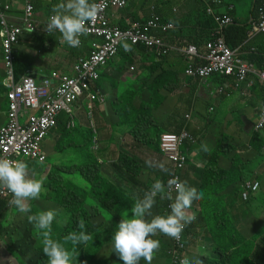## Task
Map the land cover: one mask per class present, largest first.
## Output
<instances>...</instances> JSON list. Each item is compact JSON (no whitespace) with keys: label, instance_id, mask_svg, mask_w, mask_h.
Instances as JSON below:
<instances>
[{"label":"trees","instance_id":"obj_1","mask_svg":"<svg viewBox=\"0 0 264 264\" xmlns=\"http://www.w3.org/2000/svg\"><path fill=\"white\" fill-rule=\"evenodd\" d=\"M57 3L60 2L58 0L52 1L50 9H52V7ZM35 7L38 8L39 6ZM260 9L261 7L259 0H255L253 3V9L251 11L252 20L256 18V15ZM227 14L234 20L230 12ZM205 17L209 16L205 15ZM206 20L208 23H213L211 18H206ZM224 32L225 41L227 45L229 47L231 46L232 48L235 45L242 44L247 39L248 27L245 26V24L241 25L233 21L231 25L226 27ZM28 35L33 41H35V43L38 42L36 46L39 49H44L46 54L47 52L45 48L47 47L43 45V41L41 40H44V38L48 40L52 38V36L46 38L44 37V34L39 32L37 34L29 33ZM258 41V45H254L255 48L253 51L248 53L249 60H247L253 63L256 68L264 70V35H261V38ZM48 42L51 43L53 40H49ZM132 47L133 51L129 54H126L123 49H120L119 61L114 63V69L116 71L123 73L126 72L125 69H127V72L131 73V75L126 73V83L129 82V84L126 85L123 91H127L125 93H122L123 91L121 92L123 97L120 104H115L113 100L114 98L111 96L107 101L118 107L119 111H115V114L118 117H120L122 113L124 116L126 115L128 117L127 118L125 116L127 119H129V122L133 123L131 135L134 139V145L131 146L127 144V141H122V147L120 149L119 156L116 157L117 159H113L115 158V154L109 153L107 150L108 147L105 149L100 148V150H95V146L92 148L94 144L93 140L97 134V123L99 120L96 111L93 113L92 120L89 118V120L85 121L82 116V123L76 121L74 127H68V124L71 121L70 117L63 113L58 119L57 128L51 133L53 136H55V138H57V141L55 142L54 138L51 142L52 150L48 152L49 154L46 162L42 164L36 162L38 164L37 166H41L43 168V173L46 170L48 171L43 178L46 183L45 185H47L50 191L52 193H56V197H50L51 200H53L57 205L62 207L65 212L71 215L68 223L63 225L62 223L57 224L60 228H58L56 232L60 230V234L57 236V238L53 239L63 242L64 236H66L68 233L72 231H79L78 223L80 220L85 221L87 231L93 236V241H89L87 245L81 244L76 247L78 256L73 260V264H105V261L107 260H102L101 257L103 256L104 252L113 250L111 242L112 236L117 229L120 220L122 218H130L131 208L134 204L135 198L138 196L142 197L144 192L150 188L154 181L162 180L166 184L171 176L161 172L158 169H149L147 175L148 179H140L139 177L142 172L141 166L139 165L140 161L136 159V156H131L130 151L133 150L132 148H147L154 152V157H157L160 154L161 135L171 132L169 126L165 125L166 123L156 120L153 110L154 107H159L161 105L159 102L155 101V99L163 96L161 92H165L166 94L175 93L180 87L179 80L174 72H165L167 70L164 67L167 62L166 58L172 57L173 53L158 56L148 52L149 56H151L148 58L149 66H145L143 64L141 66V73H139L137 69L129 70L131 67L130 65L135 62L134 56L132 55L134 50L138 51L142 57H144V54L147 52L145 51L146 49L141 46ZM195 47L200 54L205 52L204 46L201 47L195 45ZM65 48L69 53L71 63H62V69L64 72L56 71V73L68 74L73 77L74 74L71 75V72H73V66L77 63L75 57L78 55L79 57L83 56L84 51L81 49L75 50L69 46H66ZM0 49L2 51L1 42ZM15 55L16 78L20 79L25 74H27L30 67L28 65L29 61L26 60L27 56L23 55V53H21L19 50H16ZM1 63L3 68L1 67L0 70L1 72L3 71L4 77L5 68L3 59ZM144 72L148 73L147 77L144 76ZM123 75L124 74H121L119 75L120 77H115L114 75L111 76V74L107 71L101 72V78L97 84V87H100V89L104 90V83L107 84V86H110L114 92L113 97H115L120 85L119 80L122 79L121 76ZM39 76H41V74ZM134 76H136L135 79L133 78ZM48 78L49 77L43 76L39 83H44V81ZM186 79L190 80V78L187 77ZM215 80L216 84L221 85L225 81V78L216 76ZM138 82L140 83L139 87H137ZM140 89L143 90L140 92ZM1 95H4L5 97L3 101V96L0 99L2 102V104L0 103V109L3 110L4 102L7 108L6 88L2 86V83L0 82V96ZM191 105V103H187L184 100V106L188 110H190ZM97 106L98 104H96V107ZM135 110L138 113L136 117H134ZM176 113L179 114L178 111ZM208 116L209 115H205L207 119L204 126L205 130L209 129L212 122V119ZM114 117L116 118V116ZM91 122H94L96 129L93 127L88 128L91 126ZM174 122H176V119ZM113 123L115 122H112V125ZM118 125L121 127L122 121H120ZM98 130H100V133L101 129L99 128ZM179 131L175 132L179 133ZM242 137H244L245 140L241 145L239 144L237 148L229 145L230 139L227 136H225L221 141H216L215 144L200 140L195 144L186 146L185 154L190 156L194 151L198 156L197 160L202 162L205 168H210V170H214L213 173H216L213 174L211 184L206 188L207 192L210 190L212 191V195L217 194V196H220L223 195L225 190L231 188L230 192L232 198H236V200L238 199L239 201L238 206L241 205L242 202L243 209H250V199L252 198V195L246 199H243L241 194L246 181L256 180L252 179L253 177L250 180L245 179L242 169L250 162V160L254 158L256 159L261 154V148L264 147V136L253 131L245 134V132L241 129L240 134L238 137H236V139H241ZM202 142L208 144L210 148L209 153L200 151V145ZM111 144L115 145L117 142H114L112 139ZM245 152H252V157L247 160V164L244 163V159L247 158ZM68 153L76 155L75 162L77 163L71 166L72 168L66 167L64 163H61L64 162V160L62 161V158H64V156ZM234 158H242L243 163L233 164ZM219 159L232 162L231 167L229 168V173L219 169ZM57 160H60L59 162L61 164L55 165ZM166 166L170 169L169 165ZM69 174H75L78 177L76 180H74L75 183L71 184V189L68 187L70 183L69 179L65 178ZM10 199L11 197L7 199L0 198V242H6L7 251L9 250L12 252L9 254H16L18 256L17 260L21 261L23 264L25 263L23 258L28 254V252L23 253V255L17 254L19 253L20 246L23 245V241H20V243L17 245L19 241L18 234L11 233L12 230L6 226L9 224V220H12V218L15 220L16 216L21 217L15 206L9 204ZM218 200L221 199L216 200L215 198H211L213 209L216 211L215 216L219 215L220 220H203V233L209 234L210 237L205 236L204 240H198V244L195 246L194 243L196 244L197 242L193 240V237L196 235L193 231L194 229L192 230L191 228L193 225L190 224L191 226H186L183 231L184 249L179 250V254L185 249H188V247H191L193 253L190 255L188 254L187 257L191 258L194 256H199L204 261V264H264L263 248H259L257 251L255 249L253 254L256 260H250L249 254L246 253V251L249 252L253 245L247 241L240 245L242 241H239L236 231L229 224V220H224L225 216L228 215V211L231 209L234 201H232V203H230L228 206L227 204H224V208L220 209L218 205L214 204ZM169 203L170 201L168 200L161 201L159 198H157V204L155 206L156 214L165 216L167 215V212L170 214V208L168 207ZM30 205L32 208V213H36L35 208L38 207L35 206V203L32 202ZM192 208L189 210L190 212ZM93 217L101 218L96 220V218L93 219ZM111 217H113L112 220H110ZM106 218L108 220H106ZM21 221L24 220L22 219ZM16 229H18V227H16ZM159 240L161 241V248L159 252L156 253L154 258L170 260L169 251H171L172 255H174V245L170 240L165 239L163 241V238H159ZM36 241L39 242L40 239H37ZM66 247L71 250L72 245L69 243L66 245ZM33 249L39 259L34 264H47V257L42 253L41 250L38 251L37 245H35V243L33 245ZM26 257L29 258V255ZM40 259H43V263L40 261ZM141 261L145 262L143 259ZM120 263L124 264L121 259Z\"/></svg>","mask_w":264,"mask_h":264},{"label":"crops","instance_id":"obj_2","mask_svg":"<svg viewBox=\"0 0 264 264\" xmlns=\"http://www.w3.org/2000/svg\"><path fill=\"white\" fill-rule=\"evenodd\" d=\"M54 0H33V5L39 6L38 8L35 7V17L37 20V25L39 27L44 26V22L47 20L48 16L52 14L50 12V6L51 3ZM61 2V0H58ZM97 1V0H96ZM255 0L250 1V11L248 15H244L241 12V4H244V0L240 3V0H170L169 2H166L165 0H126L127 4L125 8L121 10H111L108 13V17L110 19V22L115 27H121L125 26L128 23L134 22H145L148 19H150L153 15V13L158 14L160 17H162L163 22L165 23H172L175 27L174 30H171L167 34L160 35L159 37L166 43L176 46H186L188 45H196V46H204V42L207 40L209 35V30L215 27V25L208 23L207 19H210L209 17H205V11L207 8H211L214 10L215 13L220 14H227L228 12L231 13V15L234 18V22H237L238 24H245V26L249 27L250 22L252 20V9H253V3ZM24 0H0V4L2 5H9L10 11L7 13L8 15V21L11 24L21 26L22 25V16L24 14ZM219 3V4H217ZM125 28V27H123ZM158 29H151L150 33L157 32ZM0 32H1V25H0ZM29 33L25 34L30 41L25 44L20 41L19 47H17L16 50H19L23 55L27 56V59L29 61L28 65L29 72L34 75L36 80L39 82L42 77H46L50 74L58 72H64L63 71V65L62 63H71L69 53L67 52V49L65 48L68 46L67 44H61L59 43L60 35L54 34L52 38L46 40L42 39L43 45H45L49 51L45 54L44 49H39L36 45L38 42L35 43L30 36ZM248 36V33H247ZM24 37V36H23ZM22 37V38H23ZM44 37H46L44 35ZM21 38V39H22ZM48 38V37H46ZM261 36L255 37V40H260ZM252 38L245 40L240 45H235L234 49H238V54L241 55L243 59H248L250 51H253L255 48L254 45H250L249 42ZM254 39V38H253ZM49 40H53V42L49 43ZM1 42V39H0ZM231 47V46H230ZM55 49V50H54ZM250 49V50H249ZM147 53L144 54V57H142L138 51L134 50V53L132 56H134L135 62L130 65L134 67V69H137L138 65V71L141 73V66L144 64L145 66H149V59L151 56H149V53L147 50H145ZM153 55H157L156 51H149ZM151 54V55H152ZM57 57V60H56ZM60 58V59H59ZM69 58V60L67 59ZM2 51L0 49V68L2 66ZM167 62L165 64V68L167 69L165 72H174V74L177 76L179 80V89L175 93L166 94L165 92H161L164 98V102H161L159 107H154L153 113L156 114H164L165 116L167 114H170V118H163V117H155L157 121L166 123L165 125L169 126V129L171 132L176 133L175 131H179L182 129H186L189 134H191L193 137L198 140L197 142L201 141H208L211 144L216 143V141L220 140L225 136H227L230 139L229 145L232 147L239 146L244 142V137L241 139H236V137L239 136L241 129L245 132V134H248L250 129L252 128V123L255 120V117L258 113V108L264 101V91L260 86L258 88H255L252 86V88H248V83H243L241 85V88L239 90H233L231 87V81L228 79H225V81L220 85L216 84V77H211L207 79L205 82H199L195 79L187 80L184 74V71L187 67V61L179 54H173L172 57L166 58ZM115 60V61H114ZM249 60V59H248ZM247 60V61H248ZM119 58L118 56L114 58L108 65L106 69H104L102 72L107 71L108 73L114 75L115 77H120L119 75L124 74L120 81V85L118 88V92L115 94L114 97V103L120 104L121 102V89H125L126 85L129 84V82L126 83L127 80V74L130 72H127V69H125L126 72L120 73L114 69V63L118 62ZM41 74V76H39ZM144 76H148L147 72L143 73ZM134 79L136 76L133 77ZM188 78V77H187ZM3 71L0 70V82L3 86ZM130 81V80H128ZM131 83V82H130ZM105 86L104 90H102L104 101L109 104V106H113V103L108 102L107 100L111 97H113L114 92L110 88V86H107V84L104 83ZM219 87H222L224 92L223 94H218L216 91ZM236 97V100L233 101L232 98ZM184 100L188 103H191L190 110L187 111V113L184 115V117H180V119L177 117V111H179V108L184 106ZM7 101V100H6ZM113 101V100H112ZM104 105H98L95 107L97 116H98V123H97V134L95 135V138L93 140V146L92 148L98 143L101 144L103 140L100 138V134L98 130L101 129V125L103 122L110 124L112 127V130L115 134H123L128 135L127 141L128 145L133 146L134 145V139L131 135L132 126L133 123L129 122L126 117H118L116 115L115 123L112 122L108 123L105 120V116L103 115L104 110L102 109ZM122 107V106H121ZM210 109H212V112L210 113ZM238 110H240V114L238 117L235 115L238 114ZM84 112V111H82ZM232 112V113H231ZM79 112H77L78 114ZM76 114L74 120L72 121V118L70 119V122H73V125H75L76 121H79L82 123L83 118L85 121H87L85 115L83 113ZM122 114V113H121ZM6 113H0V124H5V118ZM124 115V114H123ZM205 115H209L212 119L211 125L208 130L204 129L205 123L207 121ZM213 115V117H211ZM83 116V118H82ZM252 116V117H250ZM185 117H188L185 119ZM184 118V119H183ZM196 119L198 121L194 122L193 119ZM176 119V122H174ZM127 120V121H126ZM122 121L121 127H119V122ZM171 121V122H170ZM245 121V124H244ZM197 123V124H196ZM251 123V125H250ZM94 125V122H91V126L88 128H92ZM183 125V126H182ZM181 127V129H180ZM125 131V132H124ZM122 136V135H121ZM122 136V137H124ZM55 136L53 134L50 135V138H48V141L46 144H49L53 141ZM109 144L106 146H109L111 144V140L113 139V135L109 134L108 137ZM242 141V142H241ZM114 144V143H113ZM193 147V146H192ZM190 147V148H192ZM240 148V147H239ZM133 150L130 152H136L138 156H142L140 153L144 151L145 154H149L150 156H155L151 150L144 148L139 149L138 148H132ZM131 150V149H129ZM138 150V151H137ZM252 151V150H251ZM115 154V153H114ZM132 154V153H130ZM260 157H264V147L261 148V154ZM258 156V157H259ZM192 157V158H191ZM113 159H116L113 158ZM198 156L193 151L190 156H188V164L184 171V174H182V181L186 182L188 186L195 187L198 191H202L204 196L203 199L199 201H194L193 208L190 212V214H194L196 216V220L192 223L193 226H191L192 230L195 232V237H193V240L197 242L194 245L196 246L198 244V240H204L205 236L210 237L209 234H204V225L203 220H220L219 215L215 216V209H213V205L211 202V198L222 199L224 204L230 205L232 201H234L231 209L228 211V215L225 216L224 220H229V224L233 228H238L240 226V230L242 234L249 233L248 230V223L250 220H248L249 215L251 214V210L254 209L253 203H255L258 207L261 208L260 217L258 218L259 225H262L264 223V206L259 203V198H264V161H262L257 166V172L254 174V177L252 179L259 182V189H257L254 192V195H252V198L250 199V209H243L242 208V202L241 205L238 206V199L232 198L230 189H227L223 192V195L217 196V194L212 195V191L208 190L206 191V188L211 184L213 173L210 168H205L204 164L197 160ZM255 159V158H254ZM143 160V159H142ZM148 160V159H145ZM253 160V159H252ZM227 161V160H226ZM224 159H219L218 167L219 169H222V164L226 163ZM209 165V164H208ZM149 177V176H148ZM140 179L143 178V174L141 172V175L139 177ZM230 187V186H229ZM207 192V195H206ZM228 202V203H227ZM204 204V205H203ZM206 207V208H205ZM153 213L156 214V208L154 207ZM258 225V226H259ZM238 230V229H237ZM156 239L163 238V241L165 240L164 236L158 235L156 237H153ZM5 249V252L3 251ZM188 254L190 255L193 253V250L191 247H188ZM7 245L4 242H0V263L1 264H8L5 260L7 257ZM196 251V250H195ZM187 254V255H188ZM11 255V254H10ZM12 256V255H11ZM157 259V258H154ZM153 259V260H154ZM163 261V264H169V260L160 258ZM158 258V260H160ZM15 260V259H14ZM141 263H146L143 261H140Z\"/></svg>","mask_w":264,"mask_h":264},{"label":"built area","instance_id":"obj_3","mask_svg":"<svg viewBox=\"0 0 264 264\" xmlns=\"http://www.w3.org/2000/svg\"><path fill=\"white\" fill-rule=\"evenodd\" d=\"M24 1L21 26L9 23L7 13L10 11V6L0 4V39L5 68L3 86L6 88L7 100L6 122L0 126V158L38 163L42 159L45 163L49 154L46 140L57 128L60 116L65 113L73 120L80 109H83L87 115H92L95 103H104L102 89L97 87L99 72L109 61L117 57L119 50L123 48L122 43L127 42L132 46L141 45L159 54L161 52L165 54L170 48L166 47L161 39L151 36L150 30L167 31L173 26L162 24L160 16L153 13L151 19L145 22H131L125 28L115 27L111 24L108 13L111 10L125 8L126 0H97L96 3L101 6V11L95 21L88 24L90 28L88 37H81V46L73 47L82 49L86 41L91 40L84 57L73 66L74 76L53 73L46 76L49 78L40 84L29 71L20 79L16 78V49L24 33L39 32L46 37L60 34L53 32L49 35L45 31L48 18L44 26L39 27L33 0ZM259 2L261 9L256 18L250 22L246 40L256 35H264V0ZM207 15L212 17L215 27L204 45L205 52L200 54L194 45L179 50L187 61L185 76L199 82H205L211 76H220L230 79L235 88L246 82L248 85L260 86L264 90V70L256 69L252 63L242 59L238 49H231L224 39V31L233 23L232 19L227 15H218L212 9L207 10ZM29 28L33 30L27 32ZM133 69L134 67H131V70ZM216 92L222 94L223 90L219 88ZM83 101H86V106L82 108ZM258 109L252 130L264 136V102ZM72 125L73 122H69L68 127ZM195 141L186 129L180 130L178 134L161 135V154L171 168L169 179L178 178L181 181V173L187 162L185 147L194 144ZM258 187V181H246L241 194L243 199L249 192L256 191ZM10 197V193L0 188L1 199ZM183 239L182 233V244ZM170 241L175 247L173 264H179V250L184 249V244L180 247L176 241L171 239Z\"/></svg>","mask_w":264,"mask_h":264},{"label":"clouds","instance_id":"obj_4","mask_svg":"<svg viewBox=\"0 0 264 264\" xmlns=\"http://www.w3.org/2000/svg\"><path fill=\"white\" fill-rule=\"evenodd\" d=\"M208 9L211 8L206 9V15ZM100 11L101 6L96 3V0H61L60 3H57L52 7V14L48 17V20L45 24V31L49 35H51L53 32H58L60 34L59 43L67 44L70 48L77 50L78 48L73 47H80L82 43L81 37H88L90 33L88 24L95 21ZM216 14L229 16L225 13ZM209 17L212 19L211 16ZM160 21L164 25L171 24L173 28L168 29L167 31L159 29L155 33H150L151 36L159 39H161L159 37L160 35L167 34L171 30L175 29L172 23L163 22L162 17H160ZM213 24L215 25L214 21ZM121 27L123 28L124 26ZM212 29L209 30V35L205 43L208 41ZM32 30V28H29L27 29V32H31ZM90 41L87 40V44L85 43V47L81 49L84 51V55L86 54V50L89 48ZM164 44L166 47H169L170 50L165 54L162 52L159 54V52L156 51V54L158 56L173 53L177 55L180 54L183 57L179 50L183 49V47L189 46L186 45L181 47L171 45L166 42H164ZM121 46L123 47L121 49H123L124 52L133 51L132 45L128 44L127 42H123ZM143 48L148 52L152 51L146 47ZM84 55L80 58L84 57ZM117 56L119 58V52ZM239 56L241 57V55ZM111 61H109L105 67H102L100 69V78L102 70L107 68ZM131 67L129 68V70H131ZM100 78L98 82L100 81ZM242 84L243 83H241L239 87L235 88L231 81V87L233 90H239ZM252 86L258 88L257 85H249L248 88H252ZM219 88L217 90H219ZM223 93H225L224 90L222 94ZM106 103L107 102L105 101L104 103L97 102L95 103V106L96 104L100 106ZM211 112L212 110L210 111V113ZM93 113L92 116H90L85 112V114L91 120L93 118ZM186 118L187 117H185V119ZM256 118L257 115L253 123L256 121ZM92 126L94 129H96L95 125ZM250 131H253L252 128L250 129ZM196 142L197 140L195 141V143ZM107 147L108 146H106L105 148ZM200 151L209 153L210 148L208 144L202 142L200 145ZM134 156L138 157L136 159L140 161L139 165L141 166L144 179H148L147 175L149 169H158L165 174L171 175V168L169 169L166 166L168 164L161 154V148L159 156H152V158L148 160H142L141 156ZM186 157L187 167L188 156L186 155ZM40 163H43L42 159ZM185 169L181 173V176L182 174H184ZM0 188L5 189L8 193L11 194L9 204L15 206L19 213L26 215L28 223L33 225V228L37 231L40 237L42 253L47 257V264H73V260L78 256L76 247L81 244L87 245L89 241H93V236L87 231L84 220H80L78 223L79 231H72L68 233L66 236H64L63 242L53 239L52 224L56 219L57 213L54 210L32 213V208L29 201L37 200L40 198L41 193L44 190V178H39L35 169H30L29 164L25 160H10L7 158H0ZM254 192H249L246 198L250 197L251 194L254 195ZM173 193H175V195H173ZM203 196L204 194L202 191H198L195 187L188 186L186 182L182 181V177L181 181L178 178L169 179L166 184L162 180L154 181L151 184L150 188L144 192L142 197L138 196L135 198L134 204L131 208L130 218H122L118 223L117 229L115 230L111 241L113 251L119 256L124 264H140V261L142 259L146 262V264H152L156 253H158L161 248V241L159 239H154L153 237L161 235L164 236V238L167 240L171 239L176 241L180 247H183V244L181 243L182 233L186 226L192 224L196 220V216L194 214H190L189 210L192 208L193 202L203 199ZM157 198H159V200L161 201H170L168 205V207L170 208V214H168L167 212V215L165 216L153 213V209L157 204ZM259 240L260 242L258 243L257 241ZM245 241L253 245L249 252L246 251V253L249 254L250 260H256L253 253L255 249L256 251L258 250L259 244L261 242L264 243V224L262 223V225L258 226V232L256 233L255 238L244 240V242ZM69 243L72 245L71 250L66 247V245ZM187 254L188 249H185L182 253L179 254V264H204V261L199 256L189 258L187 257ZM169 256V264H173L174 255H172L171 251H169Z\"/></svg>","mask_w":264,"mask_h":264},{"label":"rangeland","instance_id":"obj_5","mask_svg":"<svg viewBox=\"0 0 264 264\" xmlns=\"http://www.w3.org/2000/svg\"><path fill=\"white\" fill-rule=\"evenodd\" d=\"M242 1L243 0H240V3ZM250 1L251 0H244V4H241V7H240L241 12L244 15H246V16L248 15V13L250 11V8H251ZM258 36H261V35H256V36L252 37V39L250 40L249 44L250 45H258L259 41L255 40V37H258ZM29 41H30V39L24 34V37L22 38V42L27 44ZM50 50L46 49V52L48 53ZM79 58H80L79 55L75 57L76 62L79 60ZM56 60H57V57H56ZM137 69H138V65H137ZM71 75H73V72H71ZM137 85H138L137 87H139L140 83L138 82ZM123 90L124 89H121L120 92H122ZM142 90L143 89H140L139 91L141 92ZM126 91H123L122 93H125ZM2 96H3V98H2V101H3L5 99V97H4V95H1L0 99H1ZM122 97H123V95H121V99H122ZM112 98H114V97H112ZM232 100L235 101L236 97H233ZM155 101L159 102V103L164 102V96H161L160 98L155 99ZM0 103L2 104L1 100H0ZM81 105H82V108L85 107L86 106V101L81 102ZM81 105H80V107H81ZM103 105L104 106L102 107V109L104 110V112H103L102 116H105L106 122H108V121H109L108 123L115 122L116 120L114 119L115 118L114 116H116L115 111H119L118 107H116L115 105L109 106L108 103L103 104ZM95 107H94V110H95ZM6 111H7V108H6V105H5V102H4L3 110L0 109V113H5ZM82 111H83V109H80L78 112L79 113H83L85 115L86 119L89 120V118L85 114V112H82ZM187 111H188V109L185 106L179 108V111H178L179 114H177V117L180 119V117H182L185 114V112H187ZM137 114L138 113L135 110L134 111V117H136ZM239 114H240V110H238V114H236L235 116L238 117ZM32 115H34V113H32ZM90 116H92V115H90ZM120 117L123 118L125 116L123 114H121ZM154 117L170 118L171 115L167 114L165 116L164 114H156V115L154 114ZM211 117H213V115H211ZM250 117H252V116H250ZM5 121H6V118H5ZM193 121L196 122L198 120L193 119ZM3 124H0V126L3 125ZM101 127H102L101 128V132L99 134H100V138L103 140V142L101 144L97 143L95 145L94 149L95 150H100V148L105 149L106 145L109 144V140H110V139H108L109 134H112L113 135V141L117 142V144H115V145L110 144L108 146L107 150H108L109 153H115V157H118L119 153H120V149L122 147V141H125L127 139L128 135L124 136V134H121L122 136H124V137H122L119 133L115 134L113 132L112 127L110 126V124H107L105 122L102 123ZM221 140H222V138H221ZM46 141H48V139ZM54 141L56 142L57 138H55ZM51 146H52V143H49L48 144L49 151L52 150ZM130 153H132V154H130L131 156H134V155L138 156V154L136 152H130ZM140 154L141 155L143 154L141 156V158L143 160L152 158V156H150L149 154H145L144 151H142V153H140ZM245 155H246L247 158L244 159V163L247 164V160L252 157V152H249V153L245 152ZM63 160H64V162H61V163H64V165L66 167H69V168H72L71 166H73L75 163H77V162H75L76 161V155L72 154V153L66 154L64 156V158H62V161ZM25 161L29 164L30 169H32V168L35 169V171L38 174L39 178H43L45 176V174L48 172L46 170L43 173V168L41 166H37L38 164L35 161H30V162L27 161V160H25ZM59 161L60 160H57L56 161L57 163L55 165L61 164ZM262 161H264V157H260V156L257 157L256 159L250 160V162L247 165H245L244 168L242 169V173H244V178L250 180L252 177H254V174L257 172V166ZM240 163H243L242 158H234L233 164H240ZM231 164H232V162L227 160L226 163L222 164V166H221L222 169L221 170L227 171L229 173V168L231 167ZM65 178L69 179L70 183H69L68 187L71 189V184H74L75 183L74 180H76L78 177L75 174H69ZM45 184L46 183L44 181V190L41 193L40 198L37 199V200H30L29 203L30 204L32 202L35 203V206L38 207V208H35L36 212L54 210L57 213L56 219L54 220V222L52 224V237L53 238H57V236L60 234V230L58 232H56V230L58 228H60L57 224L58 223L59 224L62 223V225H63L65 223H68L69 220H70L71 215L68 214L67 212H65L62 207H60L53 200H51L50 197H56V193L55 192L52 193L50 191V189L47 187V185H45ZM259 203L264 206V198H259ZM214 204L218 205V207L220 209H223L224 206H225L222 199L216 201ZM252 205H253L254 209L251 210V214L249 215V218H248V220H250L249 223H248L249 233L242 234L241 232H243V231L240 230V226L238 228L237 227L234 228V230L236 231V234H237V237H238L239 241H242V243L244 242V240H249V239L255 238L256 237V233L258 232V225H259V223H258L259 219L258 218L260 217V213H261L262 210L255 203H253ZM20 215H21V217L20 216H16L15 220H13V218H12V220H9V224H7L6 226L12 230L11 233H17L18 234L19 241H18L17 245L20 243V241H23V245L20 246L19 253H17V254L18 255L19 254L23 255V253L28 252L27 255H29V258L26 257L27 255L24 256L23 259L25 260V263H23V264H34L39 259H38V256H37L36 252L33 249V245L35 243V245H37L38 251H40V250L42 251L40 241L39 242L36 241L37 239L39 240L40 237H39L37 231L34 228H32L33 225L28 223V221L26 219V216L24 214H21V213H20ZM95 218H96V220H99V218H101V217H93V219H95ZM22 219L24 221H21ZM112 219H113V217L110 218V220H112ZM106 220H108V219L106 218ZM16 227H18V229H16ZM257 242L259 243L260 240L257 241ZM4 243L7 245L6 242H4ZM242 243H240V245ZM259 248H263V252H264V243L261 242L259 244ZM3 251L5 252V249H3ZM6 253H7V257L5 258V260H6V262L8 264H18V263L22 264L21 261L17 260L18 256L16 254L15 255L12 254V256H11L9 253H12V252L9 251V250L6 251ZM101 259L102 260H107V261H105L106 262L105 264H118V263H120L119 256L113 250L104 252L103 256L101 257ZM40 261H42V263H43V259H40ZM141 264H145V263H141ZM152 264H163V261L161 259L160 260L154 259L152 261Z\"/></svg>","mask_w":264,"mask_h":264},{"label":"water","instance_id":"obj_6","mask_svg":"<svg viewBox=\"0 0 264 264\" xmlns=\"http://www.w3.org/2000/svg\"><path fill=\"white\" fill-rule=\"evenodd\" d=\"M244 124H245V121H244Z\"/></svg>","mask_w":264,"mask_h":264}]
</instances>
